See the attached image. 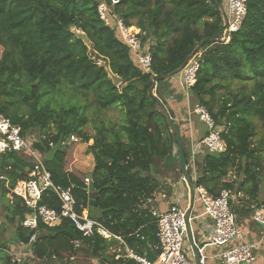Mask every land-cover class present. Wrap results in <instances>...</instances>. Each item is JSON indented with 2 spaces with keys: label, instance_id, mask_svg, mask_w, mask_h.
<instances>
[{
  "label": "trees",
  "instance_id": "obj_1",
  "mask_svg": "<svg viewBox=\"0 0 264 264\" xmlns=\"http://www.w3.org/2000/svg\"><path fill=\"white\" fill-rule=\"evenodd\" d=\"M100 1L109 2L0 0V115L18 126L23 138L31 139L52 183L72 187L77 213L87 211L89 219L112 235L110 240L83 237L66 219L53 227L38 222L34 230L24 228L22 222L30 212L12 190L27 179L32 159L23 152L0 154V203L6 201L1 204L5 220L13 226L11 242L29 247L34 264L69 262L77 252L98 264H137L124 258L125 247L143 256V238L158 254L155 221L142 206L158 189V165H165L164 160H170V167L173 162L178 165L170 120L178 127L161 92L167 89L170 74L194 51L200 53V63L189 89L191 104L205 108L221 129L226 149L197 159L192 181L189 152L180 138L184 178L212 197L227 190L249 204L238 209L230 201L235 216L264 206V201H258L264 181L258 163L262 150L252 144L254 121L264 128V0H246L241 26L227 40H222L223 0H117L115 14L126 27L140 31L143 43L149 42V73L139 69L128 48L99 20ZM72 30L85 34L88 45ZM89 46L107 60L120 85L92 60ZM110 111H117L121 121L108 118ZM88 126L91 135L83 131ZM71 137L82 144L92 141L85 154L93 161L94 207H89L86 174L80 178L64 169ZM262 141L261 147L264 137ZM233 170L236 176L228 181ZM177 172L181 175L179 165ZM39 205L59 211L60 202L46 190ZM32 236L34 241L29 243ZM75 240L81 243L78 249L73 248ZM7 251L6 244L0 243V264H12Z\"/></svg>",
  "mask_w": 264,
  "mask_h": 264
},
{
  "label": "built area",
  "instance_id": "obj_2",
  "mask_svg": "<svg viewBox=\"0 0 264 264\" xmlns=\"http://www.w3.org/2000/svg\"><path fill=\"white\" fill-rule=\"evenodd\" d=\"M117 4V0L100 1L96 8L97 16L103 25L110 28L117 39L128 48L130 58L139 69L143 73H149L151 66L149 42H142L138 29L125 26L123 20L114 12ZM226 12L224 21L227 24L228 33L231 34L238 31L241 26L246 13V0H226ZM199 58L200 53L194 51L179 73L181 87L187 94L195 84ZM187 116H196L207 128V134L199 141H193L189 149V167L195 170L196 156L206 153L222 154L226 147L220 136L221 129L214 124L204 107L188 106ZM69 141L76 142V139L71 137ZM8 152H23L32 159V170L27 179L18 181L12 190V194L20 198L30 212V215L22 222L24 228L34 230L38 222L53 227L66 219L83 237L99 235L105 240H110L112 235L99 223L89 219L85 210L81 214L77 213L72 187H61L52 183L43 159L31 147V139L23 138L20 128L0 115V154ZM182 180L186 183L184 177ZM194 180L195 176L192 178V181ZM89 182V179L84 178L86 186ZM46 190H51L56 195L60 202L59 211L39 205L42 193ZM191 192L196 195L202 205L203 214L213 224L212 235L207 246L222 248L217 264H256L255 251L258 243L247 241L244 231L238 226L236 216L231 212L229 205L234 196H231L227 190H222L217 197H212L201 187H192ZM155 199L156 196L153 193L142 206L154 219L157 229L155 250L158 254L155 255V261L149 263L144 255H136L126 247L124 258L133 259L137 264H206V257L202 254L201 248L197 250V260L188 259L184 251L183 244L192 221L187 211L177 205H171L165 212H159L153 206ZM252 219L255 224L264 229V206L254 209ZM32 241L34 236L29 243ZM72 245L74 249L81 247L78 240L73 241Z\"/></svg>",
  "mask_w": 264,
  "mask_h": 264
},
{
  "label": "crops",
  "instance_id": "obj_3",
  "mask_svg": "<svg viewBox=\"0 0 264 264\" xmlns=\"http://www.w3.org/2000/svg\"><path fill=\"white\" fill-rule=\"evenodd\" d=\"M166 83L168 87L164 92H161L162 94L164 93L162 98L166 103L168 110L173 114L180 138L189 152L191 143L203 138L207 134V128L205 124L199 120H195L198 119L196 116H187V108L192 104L190 94L184 92L181 87L180 74L178 73L177 75L171 76ZM173 153H175V150ZM202 155L203 154H199L196 156L195 170H192L189 167L188 160L187 167L191 170L192 178L193 176L196 177L197 159H200ZM173 167L174 165L172 164L170 167L171 169L168 172L165 171V173H159L156 175L155 178L159 186L155 192L156 199L153 206L159 212H165L171 205H177L180 208L185 209L189 217L192 218L189 232L187 233L183 244L186 256L188 259L196 260L193 249L195 248L198 250L201 248L202 254L206 257V264H217L222 248L207 246L212 235V221L203 214L204 212L200 207V202L196 195L192 194V187L188 181L185 183L182 180L183 176L179 175L177 170L173 171ZM240 198H242L241 195ZM251 206H253V204ZM188 236L190 241L188 240ZM246 240L259 244L256 240H249L247 237ZM258 263V257L256 255V264Z\"/></svg>",
  "mask_w": 264,
  "mask_h": 264
},
{
  "label": "rangeland",
  "instance_id": "obj_4",
  "mask_svg": "<svg viewBox=\"0 0 264 264\" xmlns=\"http://www.w3.org/2000/svg\"><path fill=\"white\" fill-rule=\"evenodd\" d=\"M223 6V12L227 16L226 12V0H223L222 2ZM133 29H135L134 26H132ZM73 32L75 30H72ZM1 48H0V55H1ZM192 102V101H191ZM193 105V104H192ZM108 118H110L114 122H120L122 117L117 111H110L108 114ZM196 121L198 119H195ZM255 124V136L252 138V144L255 148H261L262 151L258 153V163L261 165V175L264 176V146L261 147V143L263 144L262 138L264 137V128L259 123L258 120L254 121ZM84 132L88 134H93V129L91 126H88L83 130ZM76 139V138H75ZM67 144V150H66V157L64 162V169L65 171L72 172L75 174H78L80 178L83 177L84 174L90 173L93 168V161L92 157L90 155H86L85 151L88 145L92 144V141H90L88 144H82L79 139H76V142L69 141ZM165 165L160 163L159 167V173H165L168 172L170 168V160L167 162L164 160ZM167 163V164H166ZM173 171L177 170L178 165L173 162ZM165 166V167H164ZM235 170L231 171L230 174L227 177L228 181H232L233 178H235ZM238 180V179H237ZM10 198V197H8ZM258 201H264V181L260 184V190L258 194ZM1 203H6V201H3ZM0 203V224H2L3 231L0 232V243H5L7 246V254L11 257L12 263L14 261H17L18 264L25 263V264H34V260L32 259L31 251L29 247L22 248L20 245L13 244L11 242L12 236H13V226L9 225L7 221L5 220V212L3 210V206ZM232 205L236 208H247L249 204H246V202L241 201L240 199H232ZM255 205V204H254ZM200 207H203L200 204ZM245 208V209H246ZM255 209V208H254ZM253 210L250 211L249 214H237L236 215V221L238 226H241L244 230L245 236L249 240H256L259 242L258 247L256 248V255L258 257V264H264V229L255 224L252 215ZM93 212L95 215H99V212L93 209ZM87 213V211H86ZM252 237V238H251ZM117 251V249H113ZM113 250H110L109 252H113ZM48 264H98L96 260L92 259L88 254H85L84 252H77L72 259H70L69 262H60V261H54L50 262Z\"/></svg>",
  "mask_w": 264,
  "mask_h": 264
},
{
  "label": "water",
  "instance_id": "obj_5",
  "mask_svg": "<svg viewBox=\"0 0 264 264\" xmlns=\"http://www.w3.org/2000/svg\"><path fill=\"white\" fill-rule=\"evenodd\" d=\"M225 26V33H224V39H227L228 36H229V33H228V29H227V24L225 23L224 24ZM74 34L75 36L82 40V42L85 44V45H88V39L87 37L85 36V34L81 33V32H76L74 31ZM89 54L92 58V60L97 64H99L100 66H103L105 67L106 71L108 72L109 74V78L111 79V81L115 84V85H120L121 81L118 77L112 75V73L110 72L109 70V66H108V62L105 58H102L100 56H98L93 50L92 48L89 46ZM184 64L176 71L172 72L170 74V76H174V75H177L183 68ZM170 120V119H169ZM170 124L172 126V129L174 131V134H175V138H176V152H177V155H178V165H179V170L181 172V175L184 177L186 176V161H185V158H184V154H183V150H182V146H181V141H180V134H179V131L178 129L176 128L175 124L170 120ZM92 174L91 173H88L84 176V178H87L89 179V184H88V187H87V192L89 193V207H94L95 206V201L97 199V196L95 193H93V186H92V182H91V179H92ZM188 240L190 241L189 239V236H188ZM141 243L143 245V249H144V258L149 262V263H153L156 259L154 253L152 252V250L150 249V247L148 246L147 242H146V239H142L141 240ZM193 252L196 256V260L198 259V251L197 249H193ZM12 264H18L17 261H14Z\"/></svg>",
  "mask_w": 264,
  "mask_h": 264
},
{
  "label": "clouds",
  "instance_id": "obj_6",
  "mask_svg": "<svg viewBox=\"0 0 264 264\" xmlns=\"http://www.w3.org/2000/svg\"><path fill=\"white\" fill-rule=\"evenodd\" d=\"M180 73V72H179Z\"/></svg>",
  "mask_w": 264,
  "mask_h": 264
}]
</instances>
